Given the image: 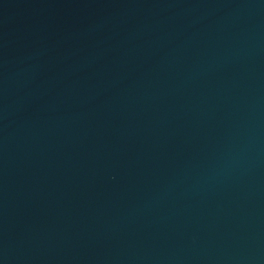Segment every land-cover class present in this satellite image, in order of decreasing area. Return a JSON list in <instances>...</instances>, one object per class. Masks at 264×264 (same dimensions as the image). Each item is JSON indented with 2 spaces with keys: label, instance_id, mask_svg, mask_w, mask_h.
Returning <instances> with one entry per match:
<instances>
[{
  "label": "water",
  "instance_id": "obj_1",
  "mask_svg": "<svg viewBox=\"0 0 264 264\" xmlns=\"http://www.w3.org/2000/svg\"><path fill=\"white\" fill-rule=\"evenodd\" d=\"M0 264H264V0H0Z\"/></svg>",
  "mask_w": 264,
  "mask_h": 264
}]
</instances>
